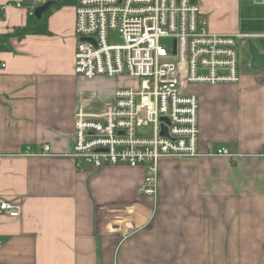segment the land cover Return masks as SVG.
<instances>
[{"label": "crops", "instance_id": "0c3cea01", "mask_svg": "<svg viewBox=\"0 0 264 264\" xmlns=\"http://www.w3.org/2000/svg\"><path fill=\"white\" fill-rule=\"evenodd\" d=\"M49 1V33L10 35L0 49V200L20 206L0 213V264H264V69L190 86L201 156L160 158L156 192L140 194L144 167L76 166L67 154L75 111L99 109L74 71L75 3ZM195 2L204 29L250 36L239 48L250 58L251 39L264 53L263 0ZM27 16L8 7L1 35ZM44 144L53 155L21 154ZM223 147L236 157L210 155Z\"/></svg>", "mask_w": 264, "mask_h": 264}, {"label": "built area", "instance_id": "2783aa9c", "mask_svg": "<svg viewBox=\"0 0 264 264\" xmlns=\"http://www.w3.org/2000/svg\"><path fill=\"white\" fill-rule=\"evenodd\" d=\"M48 1L0 0V36L8 7L33 14ZM198 15L195 0H76L75 74L87 79L126 74L134 79L132 87L116 90L101 109L75 111L67 154L76 166H142L146 172L137 191L153 195L160 158L201 156L199 103L190 86L238 83L239 40L250 36L211 33L199 24ZM110 31L119 34L120 43H109ZM166 39L171 41L168 47L162 44ZM4 66L0 63V70ZM149 125L152 135L139 130ZM21 154L53 155L49 144L40 152L26 145ZM210 155L236 157L225 147ZM0 213L18 217L20 206L0 200Z\"/></svg>", "mask_w": 264, "mask_h": 264}, {"label": "rangeland", "instance_id": "374dc122", "mask_svg": "<svg viewBox=\"0 0 264 264\" xmlns=\"http://www.w3.org/2000/svg\"><path fill=\"white\" fill-rule=\"evenodd\" d=\"M51 11L53 10L50 9V13ZM199 23H201V18L199 19ZM6 28H10V27L7 26ZM74 34L76 39L78 40L75 31ZM108 41L110 44H118L121 42V39L116 31H110L108 36ZM170 43L171 41L168 39L162 41V44H164L166 47L170 46ZM239 58L242 69H246V68L250 69L249 66L250 58L248 54L243 50V48H239ZM81 78L84 80L81 81L83 96L86 99L91 100L90 102H88L89 106H87V108L91 110H96L101 108L99 106L101 98L103 97L109 98V96H113L114 92L118 89H125L132 87L134 82V79L130 78L126 74H121L117 76L97 75L92 77L91 79H87L84 77ZM139 130L147 135H152L153 132L151 125L144 126Z\"/></svg>", "mask_w": 264, "mask_h": 264}, {"label": "trees", "instance_id": "16d2710c", "mask_svg": "<svg viewBox=\"0 0 264 264\" xmlns=\"http://www.w3.org/2000/svg\"><path fill=\"white\" fill-rule=\"evenodd\" d=\"M54 2V7H59L61 5L65 4H71V3H76V0H53ZM47 11L45 13V16L38 19L34 16V14H28L26 23L23 26H17L14 28V31L12 33H7L4 36H0V49H3V38H6L10 35L13 36H22L25 34H45L49 33L48 28H47V20L46 16L48 15Z\"/></svg>", "mask_w": 264, "mask_h": 264}, {"label": "water", "instance_id": "95a60500", "mask_svg": "<svg viewBox=\"0 0 264 264\" xmlns=\"http://www.w3.org/2000/svg\"><path fill=\"white\" fill-rule=\"evenodd\" d=\"M52 3L50 1L38 6L34 10V16L38 19L41 18L42 14L47 11L49 6ZM83 39H89V38H83ZM91 40V39H89ZM248 44V51L250 54V65L252 68H259V69H264V53H260L257 50L256 45L252 42L251 39L247 40ZM165 133V130L163 131Z\"/></svg>", "mask_w": 264, "mask_h": 264}]
</instances>
